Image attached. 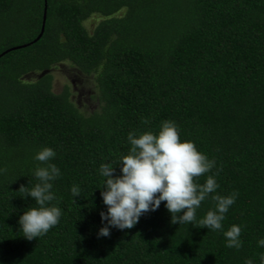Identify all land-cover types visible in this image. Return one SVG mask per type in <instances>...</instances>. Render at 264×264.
<instances>
[{
	"label": "trees",
	"instance_id": "trees-1",
	"mask_svg": "<svg viewBox=\"0 0 264 264\" xmlns=\"http://www.w3.org/2000/svg\"><path fill=\"white\" fill-rule=\"evenodd\" d=\"M43 13L44 0H0V264H259L264 0H47L44 33L33 43ZM94 16L101 21L90 34L84 24ZM60 64L94 77L96 112L83 115L68 88L54 94L50 74L23 81ZM163 120L215 160L196 183L215 174V194L238 193L222 224L240 226L239 249L225 246L222 230L171 224L164 202L130 229L97 235L106 211L99 165L128 152L129 131L155 132ZM45 146L61 170L49 203L62 215L27 240L17 221L36 205L18 189L37 182L33 157ZM73 184L81 189L75 203ZM212 195L197 220L214 206Z\"/></svg>",
	"mask_w": 264,
	"mask_h": 264
},
{
	"label": "clouds",
	"instance_id": "clouds-1",
	"mask_svg": "<svg viewBox=\"0 0 264 264\" xmlns=\"http://www.w3.org/2000/svg\"><path fill=\"white\" fill-rule=\"evenodd\" d=\"M127 142L128 152L120 155L115 163L119 165L118 175L113 174L115 165L111 161L98 167V174L103 178L98 189H101L102 203L106 206V211L99 213L104 226L99 228L98 236L107 237L110 227L132 228L142 215L155 211L164 202L171 224L191 223L212 231L222 230L226 247H241L240 226L232 224L223 230L222 224L238 193L215 194L219 187L215 174L208 175L203 184L195 182L194 178L210 172L216 162L200 152L194 142L181 140L174 121H161L155 132L129 131ZM55 156L56 152L47 146L37 151L33 157L41 162L33 169L37 182L31 188L21 185L18 189L23 193L21 198L30 197L36 205L23 211L17 221L18 230L27 240L47 233L62 215L58 206L49 203L57 199L52 191L53 181L61 175L60 168L52 162ZM69 190L75 203L74 197L81 196V189L73 184ZM209 194H213L214 206L197 220L196 210ZM257 245L264 248V237L257 240ZM245 264H253V261L248 259ZM259 264H264V253L259 256Z\"/></svg>",
	"mask_w": 264,
	"mask_h": 264
},
{
	"label": "rangeland",
	"instance_id": "rangeland-1",
	"mask_svg": "<svg viewBox=\"0 0 264 264\" xmlns=\"http://www.w3.org/2000/svg\"><path fill=\"white\" fill-rule=\"evenodd\" d=\"M124 11L118 14L123 15ZM101 18L94 16L84 26L92 34ZM52 75V92L56 95L62 93L65 88L70 92V101L85 116L96 112L99 108L97 101V89L93 76L87 77L69 64H60L45 73H31L23 78L27 83H35L45 75Z\"/></svg>",
	"mask_w": 264,
	"mask_h": 264
},
{
	"label": "water",
	"instance_id": "water-1",
	"mask_svg": "<svg viewBox=\"0 0 264 264\" xmlns=\"http://www.w3.org/2000/svg\"><path fill=\"white\" fill-rule=\"evenodd\" d=\"M46 13H47V0H44V13H43V20H42V27H41V32L38 36V38L33 42V43H36L43 35L44 33V28H45V22H46ZM31 45V44H30ZM27 46H23V47H18V48H14V49H11L7 52H5L4 54H2L1 56L13 51V50H17V49H21V48H25Z\"/></svg>",
	"mask_w": 264,
	"mask_h": 264
}]
</instances>
